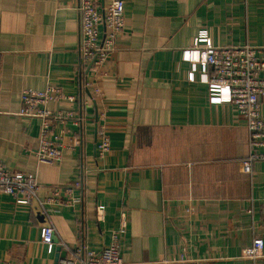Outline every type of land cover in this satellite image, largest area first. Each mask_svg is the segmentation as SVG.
<instances>
[{
	"label": "crops",
	"instance_id": "0c3cea01",
	"mask_svg": "<svg viewBox=\"0 0 264 264\" xmlns=\"http://www.w3.org/2000/svg\"><path fill=\"white\" fill-rule=\"evenodd\" d=\"M76 7L0 0V165L35 175L41 199L82 181L77 202L48 206L47 216L36 202L0 194V264H57L59 242L99 252L122 222V264H264V247L258 259L242 257L264 241V161L241 172L245 123L225 95H212V71L195 49L201 32L212 46H264V0H124V30L102 80L99 124L110 140L102 158L96 108L81 88ZM47 86L75 101L46 110L83 118L51 124L63 147L55 165L37 164L40 120L16 113L23 90ZM50 224L48 246L40 230Z\"/></svg>",
	"mask_w": 264,
	"mask_h": 264
},
{
	"label": "built area",
	"instance_id": "2783aa9c",
	"mask_svg": "<svg viewBox=\"0 0 264 264\" xmlns=\"http://www.w3.org/2000/svg\"><path fill=\"white\" fill-rule=\"evenodd\" d=\"M76 11L79 72L83 74L81 88L89 95L96 108V149L98 157L102 158L110 149L106 129L103 124H99V120L104 119L102 80L106 75L108 57L115 51L116 40L124 30V0H77ZM195 49L199 51L202 63L212 71L207 78L212 95L218 96L219 101L225 95L223 100L235 107L245 123L249 151L241 162V172L249 174L254 163L264 161V119L260 115L261 103L264 101V46H212L206 32H201ZM61 101L73 102L75 97L59 87L49 86L42 91L21 92V105L17 115L40 120L35 150L39 165H55L61 161L63 147L49 137L53 122L75 120V124H82L81 113L78 118H74L71 112L52 113L46 110L49 103ZM80 186L81 180L72 188L54 187L50 190L49 197L41 199L39 194L42 186L35 175L10 173L0 165V194L11 197L20 205L36 202L46 216L48 206L72 207L77 202L73 188ZM123 225L122 222L121 227L112 232L110 244L99 252L89 250L85 244L71 249L59 242L66 256L58 264H122L120 237L124 234ZM54 233L52 224L41 228V242L51 246ZM263 247V239L255 238L251 246L244 250L242 257L248 260L258 259Z\"/></svg>",
	"mask_w": 264,
	"mask_h": 264
},
{
	"label": "water",
	"instance_id": "95a60500",
	"mask_svg": "<svg viewBox=\"0 0 264 264\" xmlns=\"http://www.w3.org/2000/svg\"><path fill=\"white\" fill-rule=\"evenodd\" d=\"M57 250H60V248H57ZM65 256H66L65 252H62L60 258L62 259V258H64ZM57 264H58V263H57Z\"/></svg>",
	"mask_w": 264,
	"mask_h": 264
},
{
	"label": "trees",
	"instance_id": "16d2710c",
	"mask_svg": "<svg viewBox=\"0 0 264 264\" xmlns=\"http://www.w3.org/2000/svg\"><path fill=\"white\" fill-rule=\"evenodd\" d=\"M58 188V187H57Z\"/></svg>",
	"mask_w": 264,
	"mask_h": 264
}]
</instances>
